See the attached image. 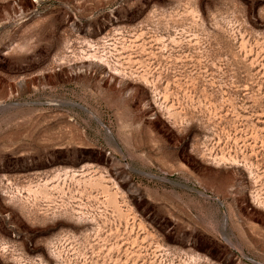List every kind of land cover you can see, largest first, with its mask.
<instances>
[{
  "label": "rangeland",
  "instance_id": "rangeland-1",
  "mask_svg": "<svg viewBox=\"0 0 264 264\" xmlns=\"http://www.w3.org/2000/svg\"><path fill=\"white\" fill-rule=\"evenodd\" d=\"M0 264H264V0H0Z\"/></svg>",
  "mask_w": 264,
  "mask_h": 264
}]
</instances>
